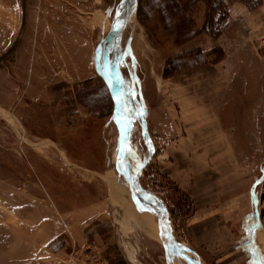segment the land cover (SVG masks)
<instances>
[{"label":"rangeland","instance_id":"rangeland-1","mask_svg":"<svg viewBox=\"0 0 264 264\" xmlns=\"http://www.w3.org/2000/svg\"><path fill=\"white\" fill-rule=\"evenodd\" d=\"M126 1L0 0V264H187L135 203L121 134L189 257L222 195L264 249L262 0H138L107 38Z\"/></svg>","mask_w":264,"mask_h":264},{"label":"crops","instance_id":"crops-1","mask_svg":"<svg viewBox=\"0 0 264 264\" xmlns=\"http://www.w3.org/2000/svg\"><path fill=\"white\" fill-rule=\"evenodd\" d=\"M237 9L238 12L243 10L240 7ZM227 200L226 195L213 199L204 217H198V213H195L187 221L188 228L192 230L190 235H195L197 246L182 243L188 250L186 252L200 264H264V249L256 236L260 230L255 226L257 215L248 211L234 218L238 206L232 203L231 198ZM199 247L202 253L197 249ZM142 263L126 260L124 264Z\"/></svg>","mask_w":264,"mask_h":264},{"label":"water","instance_id":"water-1","mask_svg":"<svg viewBox=\"0 0 264 264\" xmlns=\"http://www.w3.org/2000/svg\"><path fill=\"white\" fill-rule=\"evenodd\" d=\"M138 5V0H127L126 3L123 5L121 8L119 14L117 15L115 24L113 26L112 31L110 32V35L107 38L112 39L115 35L120 36L123 35L127 22L129 19L134 15L136 12ZM109 48H104L103 45L100 46V71H101V76L109 90V93L111 95L112 101L114 103V108H115V113H116V118L118 122V127L119 130L122 133V127L126 130L128 134H130V126L128 122L126 121L125 115L122 110V105L120 101V97L118 94V89L116 87V84L114 82L112 73L110 71V66H109V61H108V56H109ZM121 142L123 145V150L125 153L126 159L133 165L134 170L136 171L137 178L134 183L131 182V187H132V194H133V199L135 203L144 208L147 212L155 216L158 221L162 224L164 232L168 234L169 236V242L176 253V255L181 258L183 261H185L187 264H200L197 261L193 260L190 258L184 251L183 247L179 242L176 241L174 234H173V228L171 225L170 218L166 216L163 212L155 209L147 200V195H153L154 194L144 190L141 187L140 184V177H141V171L138 166V164L135 162V160L132 158L131 155V150L129 148L128 144V139L123 137V134H121Z\"/></svg>","mask_w":264,"mask_h":264},{"label":"bare ground","instance_id":"bare-ground-1","mask_svg":"<svg viewBox=\"0 0 264 264\" xmlns=\"http://www.w3.org/2000/svg\"><path fill=\"white\" fill-rule=\"evenodd\" d=\"M201 120H202V119H201ZM126 139H128V135L126 136ZM127 166H128V165H127V162L125 161V168H126ZM147 200H148V202H149L153 207H155V209H157V210H159V211H161V212H163V213L165 214L164 209H162V208L160 209V206H158V204H156V201H155L153 195L148 194V195H147ZM165 215H166V214H165ZM163 231H164V229H163ZM165 234H166V237L169 239V236H168L167 232H166Z\"/></svg>","mask_w":264,"mask_h":264},{"label":"built area","instance_id":"built-area-1","mask_svg":"<svg viewBox=\"0 0 264 264\" xmlns=\"http://www.w3.org/2000/svg\"><path fill=\"white\" fill-rule=\"evenodd\" d=\"M262 7L264 8V0H262ZM259 41H260V43H262L264 45V37L263 36L260 37ZM98 264H100V263H98Z\"/></svg>","mask_w":264,"mask_h":264},{"label":"trees","instance_id":"trees-1","mask_svg":"<svg viewBox=\"0 0 264 264\" xmlns=\"http://www.w3.org/2000/svg\"><path fill=\"white\" fill-rule=\"evenodd\" d=\"M170 5L174 6V4H173V1H172V0H170ZM172 6H171V7H172Z\"/></svg>","mask_w":264,"mask_h":264},{"label":"snow or ice","instance_id":"snow-or-ice-1","mask_svg":"<svg viewBox=\"0 0 264 264\" xmlns=\"http://www.w3.org/2000/svg\"><path fill=\"white\" fill-rule=\"evenodd\" d=\"M119 14V13H118ZM119 122V121H118Z\"/></svg>","mask_w":264,"mask_h":264}]
</instances>
